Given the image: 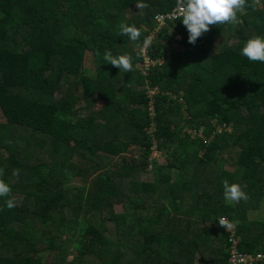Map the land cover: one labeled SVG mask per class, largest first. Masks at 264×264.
<instances>
[{"label": "trees", "instance_id": "obj_1", "mask_svg": "<svg viewBox=\"0 0 264 264\" xmlns=\"http://www.w3.org/2000/svg\"><path fill=\"white\" fill-rule=\"evenodd\" d=\"M175 4L0 0V179L12 189L0 197V264H45L47 253L51 264H229L220 217L241 253H264V219L248 217L264 198V63L240 54L264 37V0H247L235 23L210 26L195 45L180 18L168 22L148 47L162 64L143 76L139 48ZM121 22L141 30L138 41L118 35ZM78 49L91 53L94 77ZM105 50L131 55L133 70L104 63ZM153 143L166 165L151 159ZM147 167L152 180L141 181ZM71 178L81 185L66 188ZM225 179L249 198L226 202Z\"/></svg>", "mask_w": 264, "mask_h": 264}, {"label": "clouds", "instance_id": "obj_2", "mask_svg": "<svg viewBox=\"0 0 264 264\" xmlns=\"http://www.w3.org/2000/svg\"><path fill=\"white\" fill-rule=\"evenodd\" d=\"M246 3L247 0H177L179 18L188 32V43L195 45L198 38L210 30V26L235 23L237 13L246 7ZM136 7L142 10L147 8L148 5L137 2ZM118 27L119 36H127L133 42L139 40L141 30L137 26L121 22ZM240 54L249 61L264 63V37L253 36L249 38L243 44ZM103 61L125 73L133 70L132 56L129 54L113 55L110 50H105ZM12 174L18 177L20 170L14 169ZM2 175L3 171L0 170V176ZM222 184L226 202L239 203L241 200L249 198L240 184L229 183L227 179ZM11 191V187L3 179H0V197H9ZM4 203L8 209L16 207V200L14 198L6 199ZM2 210L0 209V211ZM218 221L219 226L224 229L232 227V224L225 217H220Z\"/></svg>", "mask_w": 264, "mask_h": 264}, {"label": "built area", "instance_id": "obj_3", "mask_svg": "<svg viewBox=\"0 0 264 264\" xmlns=\"http://www.w3.org/2000/svg\"><path fill=\"white\" fill-rule=\"evenodd\" d=\"M174 8L167 12L166 14H158L155 16V27L148 32L146 41L142 43V46L139 48L140 55L142 57L141 64H139L141 70V74L146 75L147 70L150 66L155 64H160L162 59L152 60L148 55V47L153 43L156 38L157 33L163 29L164 25H167L168 22L175 21L179 18V11L177 8V0ZM178 39H181L180 36H177ZM157 90H150L148 94L149 99V114L153 115V109L150 110L151 105L153 104V96L156 94ZM153 107V105H152ZM153 151L152 155H157L156 152V144L153 143V147L151 148ZM230 231V236L228 239L229 247H228V262L229 264H263L264 262V253L258 252L255 254L252 253H241L238 249V238L234 235V226L227 228Z\"/></svg>", "mask_w": 264, "mask_h": 264}, {"label": "rangeland", "instance_id": "obj_4", "mask_svg": "<svg viewBox=\"0 0 264 264\" xmlns=\"http://www.w3.org/2000/svg\"><path fill=\"white\" fill-rule=\"evenodd\" d=\"M172 34H173L172 31H168V35L169 36L172 35ZM177 38H175V40H172L170 44H171V46H173L175 49L177 48V50H178V49H181V46L178 44V39ZM221 39H222V37L218 36L215 39V42H220ZM231 42H235V40H232ZM75 59H77V60H79V61H81L83 63V70H84V74L85 75H87L89 77H94V66H93V59H92L91 53H89V52H87V51H85L83 49H78L75 52ZM161 64H162V61L158 65L160 66ZM135 67L139 71L143 70L142 68H140L139 64H137ZM147 73H148V71H147ZM143 76H147V74L143 75ZM83 105L84 104H80V105L77 106V108L78 109H83ZM152 105L150 107L151 111L153 109ZM80 114L84 115V112L80 111ZM4 122H5V120L2 117L1 112H0V123H4ZM151 131H153L152 128H151ZM136 156H137L136 152H134V154H131V155L130 154L123 155V157H125L126 160H128V161L135 159ZM225 156L226 155H224V157ZM151 159H155L157 161V165L159 167L166 165V159H165V157H162V155H160V156L158 154L157 155H152ZM120 162H121L120 160L116 159V161L113 163V165L121 164ZM113 165L111 167H113ZM223 167H225L227 169H232L233 168L228 163H225ZM150 170H151L150 167H147L146 170L141 174V176H140V180L141 181H151L152 180V173H151ZM80 185H81V180L78 179V178H71V179H68V180L65 181V187L69 188V189L76 188L77 186H80ZM113 209L117 213L122 211V208H121L120 204H115ZM248 217L250 219H264V198H263V200L261 202V206H259L257 209H252V210L248 211ZM72 254L68 257V260L72 259ZM43 256H44L43 260H44L45 264H51V262L53 260L54 253H49V254L47 253V254H44Z\"/></svg>", "mask_w": 264, "mask_h": 264}, {"label": "crops", "instance_id": "obj_5", "mask_svg": "<svg viewBox=\"0 0 264 264\" xmlns=\"http://www.w3.org/2000/svg\"><path fill=\"white\" fill-rule=\"evenodd\" d=\"M178 39V38H177ZM178 41H180V39H178Z\"/></svg>", "mask_w": 264, "mask_h": 264}]
</instances>
